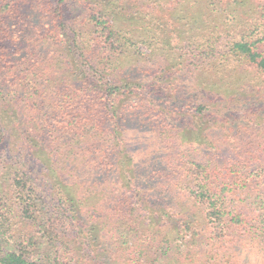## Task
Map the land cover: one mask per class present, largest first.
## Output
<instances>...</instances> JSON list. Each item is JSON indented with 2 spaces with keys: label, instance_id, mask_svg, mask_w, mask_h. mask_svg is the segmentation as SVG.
<instances>
[{
  "label": "trees",
  "instance_id": "16d2710c",
  "mask_svg": "<svg viewBox=\"0 0 264 264\" xmlns=\"http://www.w3.org/2000/svg\"><path fill=\"white\" fill-rule=\"evenodd\" d=\"M59 1L70 7L68 11L85 7L91 13L89 22L99 31L91 35L92 44L87 46L92 56V72L85 76H65L61 81L52 80L46 85L42 78H52L57 71L47 74L39 68L38 62L33 64L30 60L5 70L0 61V84L7 93L6 96L2 93L3 99L15 108L14 121L20 125L16 131L21 134L20 139L31 149L34 139H38L36 159L50 170L52 187L60 204L68 207L74 218L80 215L90 219L97 230H103L104 236L116 244L122 228L127 227L130 220L126 212V204L131 201L127 184L136 185L135 177H130V154L125 145L127 131L134 130L135 136L140 131L144 133L155 123L156 113L170 121L166 110L178 115L191 104L193 107L187 111L196 109L198 115L204 109L215 110L218 115L225 116L226 121L215 129L208 127L199 135L196 133L198 136L193 141L189 139L192 135L186 134L193 129L184 130L183 126L180 129L178 121L169 123L175 132L170 133V138L165 131L161 132L163 142L160 143V151H165L166 157L145 163L149 169L148 181L144 188L139 191L140 185L136 191L160 195L168 202L171 198L185 197L197 209L201 207L199 216L208 228L211 227L213 235L210 239L205 236V245L198 253L189 250L182 257L180 251L176 259L173 258L174 264H182V258L189 255L193 257H185V261L191 260L189 264H264V206L246 212L243 208L232 207L230 202L239 191L264 181V113L261 117L254 115L253 121L247 116L242 119L226 116L229 111L243 110L253 101H261L264 105V14L254 7L252 22L240 14L224 16L214 0ZM16 5L15 0H0V26H8L17 34L18 18L22 13ZM196 7L197 14L194 13ZM7 12H11L12 21L3 19ZM157 12L170 15L174 27L198 30L195 35L198 42L212 36L207 45L199 43L204 46L199 51L201 56L188 57L190 53L183 52L178 58L162 59L165 64L160 74L152 68L143 73L144 78L149 75L161 83L167 82L166 88L171 90L167 106L160 105L162 100L153 97L144 81L134 82L135 69L128 65L138 55L151 56L141 52L142 46L156 49L161 43L155 31L165 17H156ZM33 14L26 16L29 29L36 22L37 16ZM53 21L55 25L59 18L55 16ZM63 25L60 22V26ZM58 31L56 28L55 33ZM223 34L231 37L226 43H220ZM77 44L84 52L86 42ZM110 53L118 57L111 59ZM190 58H199L200 62L190 67L191 64L186 65ZM169 73L172 75L165 77ZM8 78L11 82L6 84ZM20 88L22 94H19ZM66 89L69 93H64ZM245 92L253 94L243 96ZM207 94L216 97L209 105L206 104ZM192 99L195 102L190 103ZM41 102L46 103L44 108L39 106ZM55 113L66 114L67 119L59 121ZM5 128L0 125V146L6 140ZM178 133L182 135V143L178 141ZM190 142L199 143V146L193 147ZM117 164L120 171L116 169ZM2 188L0 200L5 195ZM17 199H21V192ZM139 205L138 201L130 217L139 213ZM104 210L106 215H103ZM0 213L7 217L3 209ZM4 217L2 219L10 224ZM140 220L139 214L133 222L140 226ZM2 222L0 264H87L80 247L84 245V238L76 237L80 240L78 243L76 238L67 239L49 231L47 223L41 224L56 250L54 257L35 260L8 248L6 242L12 238L13 226L9 228ZM148 226L151 225H145ZM219 229L220 234L217 233ZM179 231L176 237L182 239V231ZM150 235L153 237V232ZM163 238V244L168 242ZM243 249L245 253H241ZM161 252L167 255L170 249L162 246ZM139 257L142 258V254ZM169 261L173 264L172 259ZM140 263L139 259L130 261L128 257L124 262Z\"/></svg>",
  "mask_w": 264,
  "mask_h": 264
},
{
  "label": "rangeland",
  "instance_id": "374dc122",
  "mask_svg": "<svg viewBox=\"0 0 264 264\" xmlns=\"http://www.w3.org/2000/svg\"><path fill=\"white\" fill-rule=\"evenodd\" d=\"M15 1L16 6L19 7L22 13L18 18L19 29L17 34L11 32L8 26L7 28L0 26V61L5 70H9L13 65L18 66L26 63L27 60H30L33 64L38 62L39 68H43L42 71L46 70L47 74L52 70L57 71L52 78L51 76L42 78V83L46 85H49L52 80L61 81L65 76L68 78L75 74L85 76V74L88 75L92 72L90 67V57L92 56L88 52L87 46L92 44L93 37L91 35L99 33V31H96L94 25L89 22L91 13L88 12L87 8H74L68 11L70 7L60 4L59 0ZM214 1L218 5V9L224 12V16L235 17L236 14H240L241 17L252 22L256 12L253 10L254 7H257V10L264 14V0ZM5 4L6 2H4ZM251 5L253 6L252 11L249 9ZM11 8L12 6H10ZM57 9L58 13H56ZM197 12L198 7L194 9V13L197 14ZM10 13H5L3 19L12 21L13 18H10ZM32 13L37 17L35 18L36 22L29 29L26 27L28 24L26 16L27 14L32 15ZM55 16L59 18V23L56 22L54 25ZM162 16L165 17V20L156 26L157 30L155 31L162 39L161 43L157 45L156 49L154 47L148 49L142 46L140 48L141 52L151 56L138 55L128 65L130 69H135L134 82L142 83L144 81V84L150 88L153 97L156 100H162L160 105L167 106V100L170 99L169 94H171L169 93L171 90L166 88L167 82L161 83L158 78L152 79L149 75L144 78L143 73L152 68L156 70L155 73L160 74L162 65L165 64L162 59L178 58L183 55V52H186L187 55L190 53L188 57H192L193 54H198V57L201 56V52H199L202 49L201 47L207 45L209 38L212 36H206L203 42H198L199 40L195 37L199 33L198 30L174 27L170 15L157 12L156 17L160 18ZM16 17H18V14ZM60 22L64 25L60 26ZM56 28L59 30L58 34L55 33ZM82 34L84 36L80 38ZM230 39L231 37L223 34L220 43H226ZM80 42H86L84 52L80 49L81 45L77 44ZM199 43H203V45ZM216 46L218 47V43ZM117 57L118 55L110 53L111 59ZM197 61L200 62V59L190 58L186 65L195 66L198 63ZM171 75L172 73H169L165 77ZM10 82L11 80L8 78L5 83ZM0 85L2 89H0V125L6 127V140L0 146V188L3 187L2 191L5 193L2 196L3 200H0V209L7 212V217L2 216L0 213V227L4 225L2 221L7 223L2 217L8 219L10 224L7 223V225L9 228L13 226L14 230L11 228L12 232H10L12 238L10 237L6 242L10 250L23 252L30 259L35 260L42 259L43 256L45 258L54 257L56 249L52 248V244H50L46 233L40 226L47 223L49 231L56 232L61 237L66 236L67 239L79 237L81 240L84 238L85 241H82L84 245L80 247L82 255L86 257L87 264H124L127 257L130 261L131 259L135 261L139 259L140 264H170L169 259H172L174 264L175 260L173 258L176 259L180 251L182 257L189 250L198 253V250L203 248V244L205 245V239H210L213 235L211 227L208 228L204 219L202 220L199 216L201 207L197 209L191 200L178 197L171 198L168 202L169 200L165 201L163 197L161 199L160 195L140 194L136 189L141 185L140 191L148 181L147 171L149 169L148 164L145 163L151 160L160 161L163 157H166L165 151H160V143L163 142L161 132L164 133L165 131L167 138L171 137L170 133L175 132V128L169 126L171 121H178L180 129H182V126L184 130L193 129L191 133L186 132V134L192 135L189 139L193 141L200 131L208 127L215 129L221 126V123L226 121L225 116L218 115L215 110H210L211 113L204 109L203 113L199 112V115L196 114V109L188 112L187 110L193 107V104H191L188 109L179 111L178 115L171 114L166 110V114L170 115V121L162 114L156 113L158 118L153 119L155 123L149 126V129L144 133L140 131L135 136L134 130L127 131L125 145L126 151L128 150L130 154L128 157V160L131 161L129 165L130 177H135L136 185L127 184V189L130 191L128 197L131 198V201L126 204V212L128 213L127 219L130 218V220L128 226L122 228L121 237L114 244V241L104 236L105 232L103 230L99 231L93 226L90 219L80 215L74 218L73 212L69 211L68 207H63L60 204L52 187L54 181L51 183L53 177L50 170L36 159L35 153L39 151L37 147L39 145L38 139H34L32 149L31 146H27L20 139L21 134L16 133L18 131L17 127L20 125L14 121L15 108L3 99L2 93L5 96L7 93L3 90L2 84ZM22 92L23 89L20 88L19 94H22ZM64 93H69V90L66 89ZM251 94L245 92L243 96ZM206 100V104L209 105L216 100V97L207 94ZM189 101L190 103L195 102L194 99ZM196 104L199 105V102ZM31 105L34 106L33 102ZM45 105L44 102L39 103L42 108ZM263 113L264 105L262 102L253 101L243 110L229 111L226 116L233 119H242L247 116L252 117L248 119L249 121H253V117H261ZM54 115L59 121L67 119L66 114L55 113ZM261 122L262 119L259 118V123ZM219 132L222 133L221 130ZM196 133H198L197 136H195ZM178 135V141L182 143V135L180 133ZM26 136L29 137L28 134ZM189 145L197 147L199 143L190 142ZM107 158H104V160H107ZM116 169L120 171L118 164ZM19 192H21V199H17ZM138 201L140 204L139 213H134V217H130L129 213L132 212L131 209ZM230 202L232 207L243 208L246 212L261 208V206H264V181L253 183L239 191ZM139 214L142 220V222L140 220L142 223L140 226L133 222L138 219ZM103 215H106L105 210ZM39 220L42 222L37 223ZM149 224L151 225L148 226L149 228L145 227ZM129 227L130 229H128ZM179 230L182 231V239L176 237L180 233ZM150 232H153V237ZM217 233L220 234V229ZM163 237L168 240L165 244H163ZM76 239L80 243V240ZM162 246L165 249H170L167 255H163L161 252ZM117 247L121 250L118 251ZM194 252L192 253L197 257L198 254ZM242 252L245 253L246 250L243 249ZM141 254L142 258L139 257ZM169 254L170 256H168ZM185 257L193 258L192 255ZM185 257L182 258V264H189L191 260L185 261Z\"/></svg>",
  "mask_w": 264,
  "mask_h": 264
}]
</instances>
